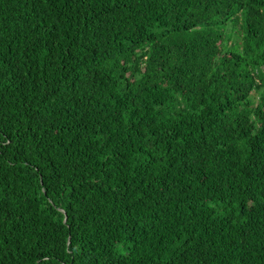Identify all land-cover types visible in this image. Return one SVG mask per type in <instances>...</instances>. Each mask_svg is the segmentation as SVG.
<instances>
[{
  "label": "trees",
  "instance_id": "trees-1",
  "mask_svg": "<svg viewBox=\"0 0 264 264\" xmlns=\"http://www.w3.org/2000/svg\"><path fill=\"white\" fill-rule=\"evenodd\" d=\"M0 264H264V0H0Z\"/></svg>",
  "mask_w": 264,
  "mask_h": 264
}]
</instances>
